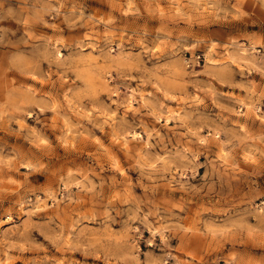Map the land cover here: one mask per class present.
<instances>
[{"label": "rangeland", "instance_id": "rangeland-1", "mask_svg": "<svg viewBox=\"0 0 264 264\" xmlns=\"http://www.w3.org/2000/svg\"><path fill=\"white\" fill-rule=\"evenodd\" d=\"M0 264H264V0H0Z\"/></svg>", "mask_w": 264, "mask_h": 264}]
</instances>
